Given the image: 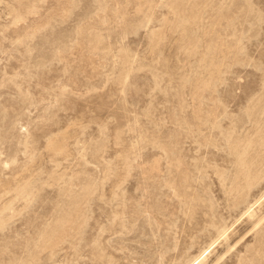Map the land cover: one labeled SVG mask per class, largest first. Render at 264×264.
Returning a JSON list of instances; mask_svg holds the SVG:
<instances>
[{"label": "rangeland", "instance_id": "1", "mask_svg": "<svg viewBox=\"0 0 264 264\" xmlns=\"http://www.w3.org/2000/svg\"><path fill=\"white\" fill-rule=\"evenodd\" d=\"M205 251L264 264V0H0V264Z\"/></svg>", "mask_w": 264, "mask_h": 264}, {"label": "bare ground", "instance_id": "2", "mask_svg": "<svg viewBox=\"0 0 264 264\" xmlns=\"http://www.w3.org/2000/svg\"><path fill=\"white\" fill-rule=\"evenodd\" d=\"M259 201H257L256 203H258ZM255 203V204H256ZM252 208L253 207H251V208H249L248 210H247V212H246V214H249L250 216H251V214H252V212H253V210H252ZM263 220V219H262ZM261 220V221H262ZM260 221V222H261ZM207 251H205V252H203L200 256H198L191 264H201L202 263V261L205 259V258H203L204 256H205V253H206ZM207 258V257H206Z\"/></svg>", "mask_w": 264, "mask_h": 264}]
</instances>
